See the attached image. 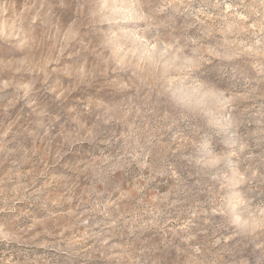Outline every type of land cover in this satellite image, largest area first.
<instances>
[{
    "label": "rangeland",
    "instance_id": "374dc122",
    "mask_svg": "<svg viewBox=\"0 0 264 264\" xmlns=\"http://www.w3.org/2000/svg\"><path fill=\"white\" fill-rule=\"evenodd\" d=\"M0 264H264V0H0Z\"/></svg>",
    "mask_w": 264,
    "mask_h": 264
}]
</instances>
